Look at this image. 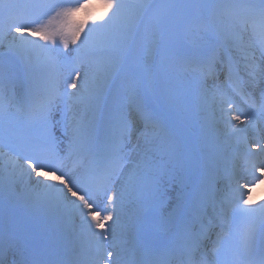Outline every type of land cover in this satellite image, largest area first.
I'll list each match as a JSON object with an SVG mask.
<instances>
[{
    "label": "snow or ice",
    "instance_id": "obj_1",
    "mask_svg": "<svg viewBox=\"0 0 264 264\" xmlns=\"http://www.w3.org/2000/svg\"><path fill=\"white\" fill-rule=\"evenodd\" d=\"M262 183L264 0H0V264H264Z\"/></svg>",
    "mask_w": 264,
    "mask_h": 264
},
{
    "label": "bare ground",
    "instance_id": "obj_2",
    "mask_svg": "<svg viewBox=\"0 0 264 264\" xmlns=\"http://www.w3.org/2000/svg\"><path fill=\"white\" fill-rule=\"evenodd\" d=\"M252 198L257 203L260 201H264V183L258 185L252 191Z\"/></svg>",
    "mask_w": 264,
    "mask_h": 264
}]
</instances>
